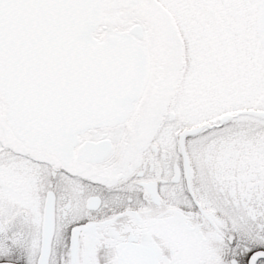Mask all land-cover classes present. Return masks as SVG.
Here are the masks:
<instances>
[{
  "label": "snow or ice",
  "instance_id": "snow-or-ice-1",
  "mask_svg": "<svg viewBox=\"0 0 264 264\" xmlns=\"http://www.w3.org/2000/svg\"><path fill=\"white\" fill-rule=\"evenodd\" d=\"M0 264H264V0H0Z\"/></svg>",
  "mask_w": 264,
  "mask_h": 264
}]
</instances>
